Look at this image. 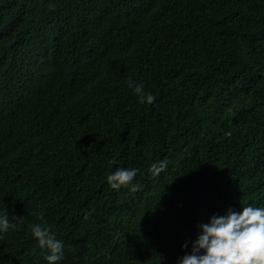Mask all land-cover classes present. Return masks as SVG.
<instances>
[{
  "label": "trees",
  "instance_id": "1",
  "mask_svg": "<svg viewBox=\"0 0 264 264\" xmlns=\"http://www.w3.org/2000/svg\"><path fill=\"white\" fill-rule=\"evenodd\" d=\"M118 168L138 191L109 186ZM246 206L264 208V0H0V264H48L35 224L58 264H179Z\"/></svg>",
  "mask_w": 264,
  "mask_h": 264
},
{
  "label": "clouds",
  "instance_id": "2",
  "mask_svg": "<svg viewBox=\"0 0 264 264\" xmlns=\"http://www.w3.org/2000/svg\"><path fill=\"white\" fill-rule=\"evenodd\" d=\"M139 97V102L151 105L156 97L144 92L143 84L128 81ZM167 168L166 161L152 164L149 171L158 176ZM139 169H117L107 176L109 186L114 190L122 187L131 192L139 190V184H133ZM91 213L84 216L90 218ZM15 224L8 220L7 214L0 216V231L7 232ZM201 234L192 243L190 254L184 255L179 264H264V208L246 206L240 212L229 209L226 215H213L210 221L199 225ZM33 236L41 248L49 252L45 256L48 264H58L64 258V243L55 238V234L40 224L31 226ZM187 248V244L183 245ZM202 253V254H201Z\"/></svg>",
  "mask_w": 264,
  "mask_h": 264
}]
</instances>
